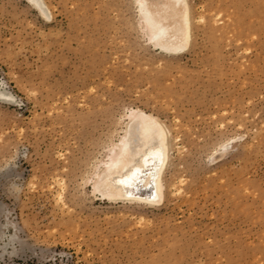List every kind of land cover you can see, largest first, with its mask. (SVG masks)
<instances>
[{"label": "rangeland", "instance_id": "374dc122", "mask_svg": "<svg viewBox=\"0 0 264 264\" xmlns=\"http://www.w3.org/2000/svg\"><path fill=\"white\" fill-rule=\"evenodd\" d=\"M42 1L0 0V264H264V0H179L175 53L138 0ZM138 112L156 204L94 190Z\"/></svg>", "mask_w": 264, "mask_h": 264}, {"label": "bare ground", "instance_id": "6f19581e", "mask_svg": "<svg viewBox=\"0 0 264 264\" xmlns=\"http://www.w3.org/2000/svg\"><path fill=\"white\" fill-rule=\"evenodd\" d=\"M42 11V0H30ZM152 34L163 37L157 44L166 51L180 52L190 38V14L179 0H138ZM0 97L9 95L2 89ZM169 132L153 116L135 114L122 144L109 157L94 187L104 199L159 203L163 198L161 175L169 158Z\"/></svg>", "mask_w": 264, "mask_h": 264}]
</instances>
